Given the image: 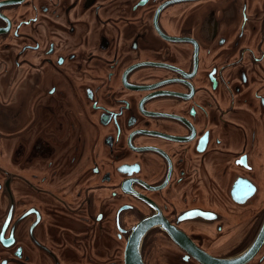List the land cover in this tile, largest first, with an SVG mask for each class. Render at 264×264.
<instances>
[{
	"label": "flooded vegetation",
	"instance_id": "flooded-vegetation-1",
	"mask_svg": "<svg viewBox=\"0 0 264 264\" xmlns=\"http://www.w3.org/2000/svg\"><path fill=\"white\" fill-rule=\"evenodd\" d=\"M0 264H264V0H0Z\"/></svg>",
	"mask_w": 264,
	"mask_h": 264
},
{
	"label": "water",
	"instance_id": "water-1",
	"mask_svg": "<svg viewBox=\"0 0 264 264\" xmlns=\"http://www.w3.org/2000/svg\"><path fill=\"white\" fill-rule=\"evenodd\" d=\"M247 255L241 256L240 258H238V260H244L246 258Z\"/></svg>",
	"mask_w": 264,
	"mask_h": 264
}]
</instances>
